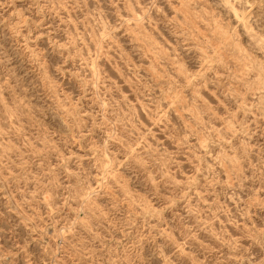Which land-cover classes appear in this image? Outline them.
<instances>
[{
  "label": "rangeland",
  "instance_id": "obj_1",
  "mask_svg": "<svg viewBox=\"0 0 264 264\" xmlns=\"http://www.w3.org/2000/svg\"><path fill=\"white\" fill-rule=\"evenodd\" d=\"M0 264H264V0H0Z\"/></svg>",
  "mask_w": 264,
  "mask_h": 264
},
{
  "label": "bare ground",
  "instance_id": "obj_2",
  "mask_svg": "<svg viewBox=\"0 0 264 264\" xmlns=\"http://www.w3.org/2000/svg\"><path fill=\"white\" fill-rule=\"evenodd\" d=\"M236 18H238V17H236ZM133 20V19H132ZM223 42V41H222ZM186 81V80H185ZM151 214V213H150Z\"/></svg>",
  "mask_w": 264,
  "mask_h": 264
}]
</instances>
